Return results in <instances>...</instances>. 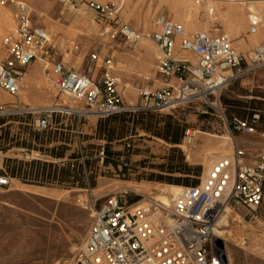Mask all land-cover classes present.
I'll return each instance as SVG.
<instances>
[{"label":"rangeland","instance_id":"obj_1","mask_svg":"<svg viewBox=\"0 0 264 264\" xmlns=\"http://www.w3.org/2000/svg\"><path fill=\"white\" fill-rule=\"evenodd\" d=\"M17 1L0 0V61L9 56V47L3 42L15 31ZM23 1L33 11L35 21L50 32V42L56 57L62 59L66 66L96 77L101 72L103 59L113 56L118 89L127 101L133 97L134 104L137 99L138 103L140 101V90L153 91L163 84V77L156 72V57L160 50L157 44L148 40L155 60L148 68H143L145 57L142 53L145 50H141V53L136 49L139 44H143L144 39L137 45L127 43L120 34L117 20L125 21L137 32L148 36L158 28L157 17L167 15L184 27L186 25L188 32H194L199 27L201 31L206 30L214 35H228L233 46L243 55H248L263 40L252 45L253 41L249 39V15L253 12L247 6L252 0H207L203 5L196 4L194 0H126L122 5L117 0H100L104 4H115L120 16L118 19L97 14L87 8L83 0H77V6L70 10L63 8L57 0H44L47 6L45 10L37 7V0ZM229 6L242 7L244 10L246 20L240 28H230L227 18L228 13L232 12ZM210 9L214 10L213 13L209 12ZM240 39L247 41L243 49H240ZM92 53L99 55L98 61H90ZM189 58L193 62L197 61L195 55ZM33 64L42 65L40 68L44 81L37 82L39 86L32 83L30 92L23 87L22 92L14 96L17 99L14 102H5L0 98V176H7L10 180L9 184L0 186V264H75L92 224L96 198V206H99L108 195H120L128 202H136L153 198L164 191L171 201L181 187L189 186L196 180L201 181L208 164L231 153L232 141L236 140L251 154L264 151L263 66L226 86L217 98L212 99L216 101L215 106L198 101L152 112L159 134L127 122L126 130L118 132L116 139L109 142L96 133L100 117L94 114L82 117L74 114L55 115L58 129L54 128L53 131L57 133L45 134L44 146L61 147L64 156L56 158L44 154L22 144H35L33 133L39 131L33 125L32 116L20 111L8 112L15 109L14 105L23 109L35 105H57L65 101L67 95L59 93L54 84L55 75L51 74V64L42 61ZM47 66L48 69L44 70ZM1 94L8 95L0 89V97ZM22 94L24 99L20 100ZM34 100H40V103ZM71 101L72 108H83L77 101ZM256 114L259 119L255 124V132L247 133L234 128V118L250 119ZM181 128L184 131L179 143H173L165 137L176 134ZM188 129L192 130L193 136L185 135ZM219 145L221 148H217ZM219 149L223 152H218ZM6 159L24 163L22 177L10 173L17 162H9L10 169H6ZM34 159L51 161L58 168L70 164L72 175L63 184L58 181L40 184L42 177L33 175L37 169L32 164ZM172 166L179 171L167 172ZM192 173L200 175L196 177ZM160 177L175 178L178 183L160 181ZM73 180L75 186L70 185ZM229 216L231 222L226 223L227 227L223 231L232 232L222 234L225 238V254L227 252L235 257L236 264H264L256 255L235 256L241 250L239 246H248L251 240L236 239L234 236L237 233H234L233 228L239 231L243 224H255L259 220L250 221L247 218L239 223L233 221L234 213L230 212ZM237 223L241 225L237 226ZM254 252L257 254V251Z\"/></svg>","mask_w":264,"mask_h":264},{"label":"built area","instance_id":"obj_2","mask_svg":"<svg viewBox=\"0 0 264 264\" xmlns=\"http://www.w3.org/2000/svg\"><path fill=\"white\" fill-rule=\"evenodd\" d=\"M83 1L101 16L120 18L113 3ZM57 2L67 9L77 0ZM117 2L122 5L125 0ZM195 2L203 5L207 0ZM257 16L249 15V34H257L263 27L264 22ZM14 17L15 31L3 42L9 47V56L0 61V89L16 96L22 89L26 68L42 61L51 64L58 92L83 105L23 109L14 105L15 109L8 111L30 114L38 131L55 128L57 114H94L104 118L124 112H161L198 101L215 106L212 99L226 86L264 66V39L248 55H243L228 35L190 33L183 24L161 14L156 21L158 28L149 37L160 50L156 72L163 77V84L153 91L140 90L139 103L130 104L118 89L113 56L103 59L96 77L80 72L56 57L50 32L35 21L25 1L16 2ZM117 23L127 43L140 42L139 32L123 20ZM179 52H191L197 61L180 57ZM98 60L97 53L90 55V61ZM258 119L256 114L250 119L234 118L232 123L237 130L253 133ZM185 135L193 136L192 130L188 129ZM9 181L7 176H0V186ZM97 201L98 198L75 264H227L225 238L219 232L225 227L229 212L243 220L264 222V151L251 154L234 140L232 152L214 160L198 185L183 187L168 203L128 202L120 195H108L99 206ZM215 238L221 242H215Z\"/></svg>","mask_w":264,"mask_h":264},{"label":"trees","instance_id":"obj_3","mask_svg":"<svg viewBox=\"0 0 264 264\" xmlns=\"http://www.w3.org/2000/svg\"><path fill=\"white\" fill-rule=\"evenodd\" d=\"M58 115V114H57ZM56 115V116H57ZM57 118V117H56ZM246 119V118H245ZM131 122L135 126H140L141 128L159 134L157 129V123L152 117V112L150 111H139V112H124L119 114H114L108 117L100 118L97 123V129L96 133L99 137H105L107 141L112 142L116 139V135L118 132H123L126 130L127 126L125 123ZM54 128L49 130H43L39 132L33 133V142L35 144L30 143H22L23 146L34 148L36 150L41 151L44 154L51 155L56 158H61L64 156L63 152L60 150L61 147H53V148H46L44 146L45 142L43 140V136L45 134L53 133ZM55 129H58L55 127ZM184 129H178L176 134L171 133L170 138L165 136L167 139H169L173 143H179L182 133ZM55 134L57 132H54ZM119 138V137H118ZM116 154V153H113ZM71 158H76V156H72ZM9 162H17V166L10 169ZM24 163L22 161H16L12 159H6L5 167L6 169H10V173L13 176L22 177V165ZM32 164L37 168L36 172L33 173L36 177H42V180L40 181V184H51L55 181H58V183L63 184L65 183L69 176H71V171L73 169H70V164L67 166H63L61 168H58L56 163H53L51 161H42L40 159H34L32 160ZM177 170L175 167H169L167 169V172L174 173ZM185 173H190L186 172ZM194 176L199 177V173H192ZM158 180L160 181H167L169 183H178V180L175 178L170 177H160ZM200 181L196 180L193 185H198ZM71 186H75L76 182L73 180Z\"/></svg>","mask_w":264,"mask_h":264},{"label":"crops","instance_id":"obj_4","mask_svg":"<svg viewBox=\"0 0 264 264\" xmlns=\"http://www.w3.org/2000/svg\"><path fill=\"white\" fill-rule=\"evenodd\" d=\"M98 2H101L100 0H98ZM37 5V7L39 9H42V10H45L46 9V5L44 3V0H37V2L35 3ZM196 30L194 32H190V33H195L197 31H201L199 28H195ZM143 33V32H142ZM149 42H143V44H139V46L137 47V51L141 52V50H145V53L147 51H150V53H152V57H148L146 56L144 53H142L143 55H145L144 57V64L145 66L143 68H148L151 64H152V61L155 60V56L153 54V51L151 49H149ZM252 45L256 44L255 41H253V43H251ZM140 53V54H141ZM180 57H189L188 54L186 52H179L178 54ZM195 55V54H193ZM196 56V55H195ZM197 57V56H196ZM157 59V57H156ZM149 62V63H148ZM148 63V64H147ZM157 63V62H156ZM42 66V65H41ZM40 65L38 64H31L29 65L26 70H25V73L23 75L24 79H25V82L28 83L30 86L32 85V83H37V82H40L41 81V67ZM48 68H45L44 70H46ZM52 69V68H50ZM53 74V70H51ZM115 74V72H114ZM9 96L11 95H6V94H1V99L5 102H9ZM125 98V97H124ZM138 97L135 98V100L137 99ZM126 100V98H125ZM36 103H40V100L39 101H36L34 100ZM126 102L130 103V104H134V102H130V101H127ZM138 103V99L136 100L135 104ZM233 221H236V220H233ZM242 222V221H241ZM239 222V223H241ZM237 223L236 225L237 226H240L241 224ZM242 229L241 230H237L233 228V231L234 233L236 232L237 234L234 236L236 239L237 238H240V239H249L251 240L249 242V245L248 246H239L241 248V250H238L235 254V256L239 257L240 255H243L245 257H252V255H256L257 257H259V259H262L264 261V222L259 220L257 223L255 224H250L249 222H247V224H243L242 225ZM247 234V235H246ZM257 236H256V235ZM246 235V236H245ZM253 239V241H252ZM246 243V241H244V244ZM254 251H257V254L254 252ZM242 253V254H241ZM247 254V255H245ZM235 257L229 255L227 252H226V258H225V262H227V264H236L235 262Z\"/></svg>","mask_w":264,"mask_h":264},{"label":"bare ground","instance_id":"obj_5","mask_svg":"<svg viewBox=\"0 0 264 264\" xmlns=\"http://www.w3.org/2000/svg\"><path fill=\"white\" fill-rule=\"evenodd\" d=\"M126 1V0H125ZM195 1V0H194ZM229 1H231V2H235V1H239V2H244V0H229ZM26 2V1H25ZM27 3V2H26ZM196 3V2H195ZM28 4V3H27ZM77 5L76 4H74L73 6H70V7H67V9H72V7H76ZM247 8H248V10H250L251 12H253V14H251L250 16L251 17H254V15L255 14H257L258 16V18H260L263 22H264V0H252V1H250V5H248L247 6ZM77 9H78V7H77ZM214 9V8H213ZM231 10V12L232 13H228V22H229V24H230V28H233V27H238V28H240L241 26H242V24L243 23H245V15H244V10L242 9V7H238V6H236V7H233V6H229V11ZM207 11H208V9H207ZM209 11H214V10H209ZM6 12V11H5ZM3 13V12H2ZM247 14V13H246ZM4 15V14H3ZM4 17H5V15H4ZM227 22V21H226ZM244 25V24H243ZM185 27H186V25H185ZM197 28H199V27H197ZM60 28H58V30H59ZM200 29V28H199ZM196 30V29H195ZM203 31H206V30H203ZM233 31V30H232ZM235 31V30H234ZM140 33V42H141V40H143L142 42H148V40H151L152 41V39L149 37V35L147 36V35H143V34H141V32H139ZM234 33V32H233ZM264 39V28L263 27H261L260 28V30H259V32L257 33V34H250L249 35V39H251L252 41H255L256 43H258L259 42V40L260 39ZM146 40V41H145ZM139 42V43H140ZM245 46H247V41L246 40H242V39H240V49H243ZM146 56H148V57H151L152 55L150 54V53H144ZM188 54V56L189 57H192V55H193V53H191V52H188L187 53ZM144 55V56H145ZM149 63V62H148ZM147 63V64H148ZM144 66H145V64H144ZM146 67V66H145ZM55 75V74H54ZM48 80L50 79L49 77L47 78ZM44 80H43V76H42V74H41V81L40 82H43ZM39 82V83H40ZM22 88L23 87H26L27 88V90H28V92H30V91H32V90H30L31 89V86L28 84V83H26L25 82V79H24V77L22 78ZM37 85H38V83H37ZM39 86V85H38ZM26 88H24V89H26ZM33 91H35V90H33ZM22 92V91H21ZM38 92V91H37ZM32 93H34V92H32ZM131 93H133L134 94V92L133 91H131ZM28 94V93H27ZM38 94V93H37ZM21 95V94H20ZM24 94H22V96H21V98H19L20 100H23L24 99V96H23ZM36 95V94H35ZM126 96V95H125ZM37 97H39V96H37ZM67 97V98H66ZM65 98H64V100L65 101H62V103H58L59 105H63V106H70V107H73V102L71 101L72 99L70 98V97H68V96H66ZM17 99L14 97V96H9V102H14V101H16ZM70 100V101H69ZM130 101L131 102H134V99H133V97H131L130 98ZM214 104H216L215 102H213ZM57 104V105H58ZM78 104H79V102H78ZM80 105V104H79ZM36 106V105H35ZM35 106H33V107H35ZM49 106H53V105H49ZM35 108H41V107H35ZM77 108V107H76ZM225 139H228V137H226L225 136ZM232 139V138H231ZM226 142H224V144H225ZM224 144H222L223 146H224ZM231 145L233 146V141L231 142ZM221 145H219L217 148H221L220 147ZM218 152H223V150L222 149H219V151ZM224 154V153H223ZM226 154V153H225ZM213 163V161L210 163V164H208V167L206 168V170H205V173H204V175L208 172V170H209V168H210V166H211V164ZM183 190V187H181L180 188V190L178 191V193L176 194V195H174L173 197H176L181 191ZM153 200H159V201H163V202H165V203H168V202H170V199H169V197L167 196V193L166 192H164V191H161L160 193H158V194H156L153 198H146V199H143V200H141L140 202H142V203H146V202H151V201H153ZM230 213V212H229ZM233 213V212H232ZM234 216L235 217H233L232 219H234V220H236L237 222H241L242 221V218H239V217H237L236 216V214L234 213ZM231 217L228 215V218H226L225 220H224V225H225V227H227V225H226V223H228V222H231ZM224 227V228H225ZM223 228V229H224ZM223 232H232L231 230H221L220 232H219V234L220 235H222L223 234ZM232 234V233H231Z\"/></svg>","mask_w":264,"mask_h":264},{"label":"water","instance_id":"obj_6","mask_svg":"<svg viewBox=\"0 0 264 264\" xmlns=\"http://www.w3.org/2000/svg\"><path fill=\"white\" fill-rule=\"evenodd\" d=\"M214 241L215 242H221L220 239H218V238H215Z\"/></svg>","mask_w":264,"mask_h":264}]
</instances>
